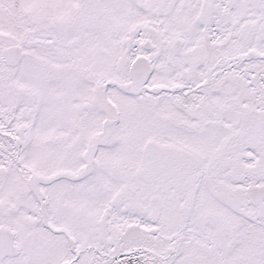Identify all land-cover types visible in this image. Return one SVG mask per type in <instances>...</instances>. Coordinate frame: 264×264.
I'll return each mask as SVG.
<instances>
[{"label": "snow or ice", "instance_id": "1", "mask_svg": "<svg viewBox=\"0 0 264 264\" xmlns=\"http://www.w3.org/2000/svg\"><path fill=\"white\" fill-rule=\"evenodd\" d=\"M0 264H264V0H0Z\"/></svg>", "mask_w": 264, "mask_h": 264}]
</instances>
